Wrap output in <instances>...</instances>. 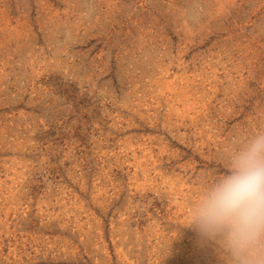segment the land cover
I'll return each instance as SVG.
<instances>
[{"label": "rangeland", "instance_id": "374dc122", "mask_svg": "<svg viewBox=\"0 0 264 264\" xmlns=\"http://www.w3.org/2000/svg\"><path fill=\"white\" fill-rule=\"evenodd\" d=\"M264 132V0H0V264H224L184 224Z\"/></svg>", "mask_w": 264, "mask_h": 264}, {"label": "clouds", "instance_id": "9594fccd", "mask_svg": "<svg viewBox=\"0 0 264 264\" xmlns=\"http://www.w3.org/2000/svg\"><path fill=\"white\" fill-rule=\"evenodd\" d=\"M224 171L191 203L184 227L224 264H264V132L237 141Z\"/></svg>", "mask_w": 264, "mask_h": 264}]
</instances>
